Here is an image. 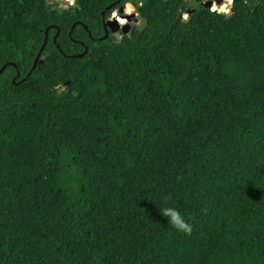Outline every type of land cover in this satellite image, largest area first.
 <instances>
[{
    "label": "trees",
    "instance_id": "trees-1",
    "mask_svg": "<svg viewBox=\"0 0 264 264\" xmlns=\"http://www.w3.org/2000/svg\"><path fill=\"white\" fill-rule=\"evenodd\" d=\"M115 1L0 0V264H264V0Z\"/></svg>",
    "mask_w": 264,
    "mask_h": 264
},
{
    "label": "water",
    "instance_id": "water-1",
    "mask_svg": "<svg viewBox=\"0 0 264 264\" xmlns=\"http://www.w3.org/2000/svg\"><path fill=\"white\" fill-rule=\"evenodd\" d=\"M218 2V4L219 5H221L222 3H223V0H218L217 1ZM134 5H136V6H138V4L137 3H135V2H132ZM204 5L207 7V8H212L213 7V1H207V2H205L204 3ZM113 7V5H111V6H109L108 8H112ZM124 10H125V8L124 7H122L121 8V12H124ZM193 11H195V10H193ZM105 14V13H104ZM136 20H137V17H136ZM105 22H104V27H105V30H106V35L104 36V37H102L101 39H106V38H108V36H109V33H110V31H113V32H116V31H118V30H123V32L124 33H129L130 32V28H131V26H130V24H120L119 23V21L118 20H116L115 18H113L112 17V19L111 20H104ZM113 25H116L117 27H113ZM75 26H76V24L73 26L74 28H75ZM49 28L47 29V32H46V39H45V42H44V44H43V46H42V48H41V50H40V52H39V55L37 56V58H36V60H35V63H34V66H33V69H35L36 68V66L38 65V63L39 62H42L43 60H41V55H42V52L44 51V49H45V47H46V44H47V42H48V38H49ZM59 33H60V30L58 29V33H57V35L55 36V38H54V40L56 41L57 40V37H58V35H59ZM88 51H89V48L87 47L86 48V51L84 52V53H82V54H78V55H75L76 57H83L86 53H88ZM6 68H7V65H5L1 70H0V75H2L3 73H4V71L6 70ZM69 83V82H68Z\"/></svg>",
    "mask_w": 264,
    "mask_h": 264
},
{
    "label": "flooded vegetation",
    "instance_id": "flooded-vegetation-1",
    "mask_svg": "<svg viewBox=\"0 0 264 264\" xmlns=\"http://www.w3.org/2000/svg\"><path fill=\"white\" fill-rule=\"evenodd\" d=\"M186 1H189V3L193 5L192 1H190V0H186ZM193 1H195V5H196V4H204V3L207 2V1H213V4H215L218 0H193ZM234 1H235V0H233V2H234ZM224 2H225V0H223V3H224ZM223 3H222V4H223ZM112 5H113V7H115L116 5H119V9L115 10V11L113 12V14H117V15L120 16L121 18L126 19L127 23L124 22V23H122V25H123V24H130V26H131L130 31L132 30V28H133L134 26H138L137 23H138L139 20H140V14H139V12H138L137 9H135V13L131 14V12H129V11L127 10V4H123V0H116ZM213 6H214V5H213ZM122 7L125 8L124 12H121V11H120ZM118 11H120V12H118ZM136 17H137V20H136ZM116 18H117V17H116ZM108 19L111 20V19H112V15H111V17H109ZM108 19H105V20L107 21ZM116 20L119 21V18H117ZM104 22H105V21H104ZM119 23H120V22H119ZM120 24H121V23H120ZM113 27H117V26H116V25H113ZM117 32L122 33L121 35H122V37H123V35H124V34H123V30H118V31H116V32L110 31L109 36L112 35L113 38H116V37H115V34H116Z\"/></svg>",
    "mask_w": 264,
    "mask_h": 264
},
{
    "label": "clouds",
    "instance_id": "clouds-1",
    "mask_svg": "<svg viewBox=\"0 0 264 264\" xmlns=\"http://www.w3.org/2000/svg\"><path fill=\"white\" fill-rule=\"evenodd\" d=\"M218 11V10H217ZM162 215L166 217L171 226L186 235H191L193 231L192 225L184 218L179 210L174 207L162 209Z\"/></svg>",
    "mask_w": 264,
    "mask_h": 264
},
{
    "label": "rangeland",
    "instance_id": "rangeland-1",
    "mask_svg": "<svg viewBox=\"0 0 264 264\" xmlns=\"http://www.w3.org/2000/svg\"><path fill=\"white\" fill-rule=\"evenodd\" d=\"M190 1H192V3H193V5H195V1H193V0H190ZM131 5V8L129 9V8H127V10L129 11V12H131V14H133V13H135V9H137V6L136 5H134L133 3L132 4H130ZM129 6V3L127 4V7ZM221 6V5H220ZM232 6H233V2L232 3H230L229 4V6L227 7V8H225V9H223L222 7H220V9H216V10H219V12H224V13H230L231 12V9H232ZM212 9H214V7H212ZM227 9V10H226ZM118 12H120V11H118ZM112 17L113 18H115V19H117V18H121L120 16H118L117 14H112ZM117 17V18H116ZM183 18L184 19H186V18H188V14H184L183 15ZM137 25L140 27V26H142L143 25V21H142V18L140 17V20H139V22L137 23ZM122 33H119V32H117L116 34H115V37L117 38V39H120V38H122V35H121Z\"/></svg>",
    "mask_w": 264,
    "mask_h": 264
},
{
    "label": "built area",
    "instance_id": "built-area-1",
    "mask_svg": "<svg viewBox=\"0 0 264 264\" xmlns=\"http://www.w3.org/2000/svg\"><path fill=\"white\" fill-rule=\"evenodd\" d=\"M50 1L57 3L58 7L62 9H69L70 7H74L77 5V0H50Z\"/></svg>",
    "mask_w": 264,
    "mask_h": 264
},
{
    "label": "bare ground",
    "instance_id": "bare-ground-1",
    "mask_svg": "<svg viewBox=\"0 0 264 264\" xmlns=\"http://www.w3.org/2000/svg\"><path fill=\"white\" fill-rule=\"evenodd\" d=\"M233 2V0H225V2L223 3V4H221V6L218 4V2H216L215 4H214V9H220V7H222L223 9H225V8H227L228 6H229V4L230 3H232ZM130 4H132V2H130L129 3V6L127 7V8H131V5ZM227 10V9H226ZM124 21H126V19H123Z\"/></svg>",
    "mask_w": 264,
    "mask_h": 264
},
{
    "label": "snow or ice",
    "instance_id": "snow-or-ice-1",
    "mask_svg": "<svg viewBox=\"0 0 264 264\" xmlns=\"http://www.w3.org/2000/svg\"><path fill=\"white\" fill-rule=\"evenodd\" d=\"M125 23H127V21H125Z\"/></svg>",
    "mask_w": 264,
    "mask_h": 264
}]
</instances>
